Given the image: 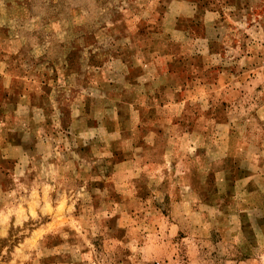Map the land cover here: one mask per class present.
<instances>
[{"label": "rangeland", "instance_id": "374dc122", "mask_svg": "<svg viewBox=\"0 0 264 264\" xmlns=\"http://www.w3.org/2000/svg\"><path fill=\"white\" fill-rule=\"evenodd\" d=\"M0 264H264V0H0Z\"/></svg>", "mask_w": 264, "mask_h": 264}]
</instances>
